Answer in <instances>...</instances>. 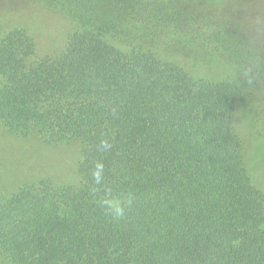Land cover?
Segmentation results:
<instances>
[{
  "label": "trees",
  "instance_id": "trees-1",
  "mask_svg": "<svg viewBox=\"0 0 264 264\" xmlns=\"http://www.w3.org/2000/svg\"><path fill=\"white\" fill-rule=\"evenodd\" d=\"M39 1L76 23L44 56L26 28L0 38V129L65 168L22 167L0 193V264H264V194L235 126L244 91L160 53L208 35L239 64L244 31L200 0ZM108 191L123 218L101 206Z\"/></svg>",
  "mask_w": 264,
  "mask_h": 264
},
{
  "label": "rangeland",
  "instance_id": "rangeland-1",
  "mask_svg": "<svg viewBox=\"0 0 264 264\" xmlns=\"http://www.w3.org/2000/svg\"><path fill=\"white\" fill-rule=\"evenodd\" d=\"M200 1L204 4L199 6L201 10L197 13L211 20L231 23L240 32L244 31L242 41L246 57L243 61L239 64L229 61L215 47H205L210 44L208 35L191 37L197 45H182L183 49L178 52H159L164 58H177L179 66L195 77L229 81L242 88L245 95L236 112L235 126L241 137L248 175L264 194V0ZM66 20L48 11L39 0H0V38L12 29L26 28L32 32L38 56L50 54L64 44L76 23L74 19ZM109 37L105 36L108 41ZM254 78L260 80L259 85H254ZM55 151L41 148L36 141L6 137L0 129V155L4 162L10 160L0 167V193L9 194L23 184L22 167L31 168L44 162L51 174L62 173L65 167L61 160L65 159L59 157L58 164H54Z\"/></svg>",
  "mask_w": 264,
  "mask_h": 264
},
{
  "label": "clouds",
  "instance_id": "clouds-1",
  "mask_svg": "<svg viewBox=\"0 0 264 264\" xmlns=\"http://www.w3.org/2000/svg\"><path fill=\"white\" fill-rule=\"evenodd\" d=\"M102 147H109V145L104 142ZM94 180L97 184L102 182V173L98 166V170L94 173ZM125 198L119 193H112L108 191L105 193V196L100 201L101 206L105 209L106 213L114 219H121L125 215Z\"/></svg>",
  "mask_w": 264,
  "mask_h": 264
}]
</instances>
